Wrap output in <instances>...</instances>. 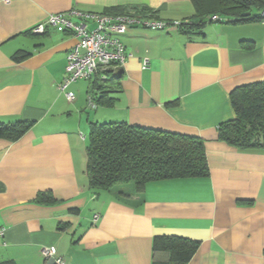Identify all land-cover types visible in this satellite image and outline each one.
Segmentation results:
<instances>
[{
	"label": "crops",
	"instance_id": "crops-1",
	"mask_svg": "<svg viewBox=\"0 0 264 264\" xmlns=\"http://www.w3.org/2000/svg\"><path fill=\"white\" fill-rule=\"evenodd\" d=\"M122 7L196 18L192 0H0V122H33L15 140L0 137V264H48L44 246L66 264H153L168 258L154 253L157 235L199 242L185 264H264V151L218 138L219 125L236 117L232 90L264 80V21H212L203 33L132 26L122 36L124 64L109 68L121 72V88L101 86L110 78L100 68L70 84V101L58 85L78 38L33 27L52 13ZM96 91L114 103L91 108ZM111 120L204 139L209 174L150 181L141 196L91 188L90 123ZM41 192L54 201L37 202Z\"/></svg>",
	"mask_w": 264,
	"mask_h": 264
},
{
	"label": "trees",
	"instance_id": "trees-1",
	"mask_svg": "<svg viewBox=\"0 0 264 264\" xmlns=\"http://www.w3.org/2000/svg\"><path fill=\"white\" fill-rule=\"evenodd\" d=\"M192 2L196 18L182 21L179 26L185 31L191 29L194 33H203L202 28L207 22L260 19L259 12L264 8V0ZM124 10L125 7L116 8L107 13ZM141 10L146 11L144 8ZM244 13L249 15L244 16ZM214 15L221 19L212 20ZM109 68L105 69V73L110 80L101 86L120 89L121 82L117 78L121 72ZM106 94L107 91H96L89 98L96 107L98 104H113L115 97L108 99ZM230 98L236 117L219 125V140L240 151H264V80L234 88ZM107 99L108 102L105 101ZM32 124L31 121L0 122V137L15 140L28 131ZM86 154L90 187L116 191L118 197L132 192L141 196L150 181L209 174L204 139L134 125L125 120L91 122ZM54 199L51 193L41 192L36 201L52 203ZM198 243L189 238L157 235L153 239L154 253L164 251L168 258L164 261L154 259L153 264H185L194 255Z\"/></svg>",
	"mask_w": 264,
	"mask_h": 264
},
{
	"label": "built area",
	"instance_id": "built-area-1",
	"mask_svg": "<svg viewBox=\"0 0 264 264\" xmlns=\"http://www.w3.org/2000/svg\"><path fill=\"white\" fill-rule=\"evenodd\" d=\"M9 1V0H6ZM79 16L82 21H75L72 16ZM259 18L264 21V8L259 12ZM221 19L214 15L212 20ZM95 21L93 27H88L87 21ZM182 21H168L157 18L141 8H126L120 13H95L73 10L50 14L44 21L33 27L32 32L44 33L48 27L58 31H70L77 38V43L72 47L67 56L66 76L58 85L70 101L76 99L73 91L68 90L70 84L91 78L98 69L123 65L126 58V46L122 36L132 26L154 30H166L172 25H180ZM144 67L148 65V58H144ZM89 106L96 107L89 98ZM82 137L85 135L81 134ZM98 214L95 215V219ZM5 228L0 227V238L4 237ZM41 254L45 259H55L54 264H66L65 258L59 254L56 246H44Z\"/></svg>",
	"mask_w": 264,
	"mask_h": 264
},
{
	"label": "water",
	"instance_id": "water-1",
	"mask_svg": "<svg viewBox=\"0 0 264 264\" xmlns=\"http://www.w3.org/2000/svg\"><path fill=\"white\" fill-rule=\"evenodd\" d=\"M244 16H247V15H249V13H244L243 14ZM55 263V259L54 258H51L50 260H49V263L48 264H54Z\"/></svg>",
	"mask_w": 264,
	"mask_h": 264
},
{
	"label": "rangeland",
	"instance_id": "rangeland-1",
	"mask_svg": "<svg viewBox=\"0 0 264 264\" xmlns=\"http://www.w3.org/2000/svg\"><path fill=\"white\" fill-rule=\"evenodd\" d=\"M91 108H92V107H91ZM87 135H88V136H87V137H88V140H87V141H89V130H88V134H87Z\"/></svg>",
	"mask_w": 264,
	"mask_h": 264
}]
</instances>
